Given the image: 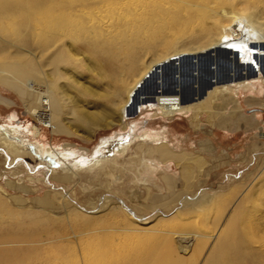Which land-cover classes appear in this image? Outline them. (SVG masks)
Listing matches in <instances>:
<instances>
[{
	"label": "rangeland",
	"instance_id": "obj_1",
	"mask_svg": "<svg viewBox=\"0 0 264 264\" xmlns=\"http://www.w3.org/2000/svg\"><path fill=\"white\" fill-rule=\"evenodd\" d=\"M14 22L19 26L21 20L16 18ZM121 29L112 33L113 38L106 37L105 51L99 53L97 62L93 61L100 72L87 71L91 62L85 55L83 59L79 56L81 63L73 69L65 67L73 73L66 72L65 79L57 81L63 90L59 97L43 83L50 79L47 68L43 69L45 80L28 88L11 79L0 81V138L21 140L17 146L23 151L12 157L0 148L1 227L11 226V230L31 235L39 231L41 238L49 231L67 239L53 251L54 255L46 253L49 249L5 260L11 259V264L13 260V264L74 263L80 241L69 237L89 229L103 231L100 235L94 233L97 236L124 237V241L133 242L135 247L130 253L114 256L121 264H130L137 258L147 264L153 255L162 258V264H202L208 256L209 244L193 253L194 258L183 256L178 262L173 254L167 255L158 246V233L130 235L116 231L134 227L129 221L133 220L146 222V227L161 230V234L219 236L221 246L209 257L208 264H247L240 262L238 253L246 246L245 241H252L255 250L264 252V62L260 67L262 78L252 83L254 90L235 87L230 94L201 97L185 103L187 109L173 117H165L159 101L153 99L155 77L145 87L146 103L141 98L137 111L119 120L116 109L110 110L105 104L95 109L89 102L90 94L81 95L79 87L103 92L101 95L105 96L117 86V72L128 66L143 46L136 45L129 39V31L127 34L126 29ZM247 36L243 34L239 39ZM232 41L225 40L222 47ZM183 58L180 68L189 72L193 68L192 56ZM226 61L218 64L219 78L226 79L230 74L231 65ZM209 64L210 59L204 56L201 66L206 68ZM169 69L168 66L162 72L166 87L156 93L168 100L165 95L171 86ZM47 91L48 104L44 105L35 94ZM180 96L185 100L184 94ZM73 111L83 119L78 120ZM93 113L101 117L86 120L85 115ZM95 123L99 125L93 126ZM14 127L21 130L16 139L7 133ZM104 140H112L114 148L123 143L122 151L116 156L109 151L105 154L107 161L97 167H81V159H92L93 150ZM36 147L55 158L53 167L46 156L35 152ZM154 149L178 156L175 162L157 164ZM148 161H152L154 170L148 168ZM210 199L213 205L208 203ZM141 253L146 254L139 256ZM148 254L153 255L149 258Z\"/></svg>",
	"mask_w": 264,
	"mask_h": 264
},
{
	"label": "bare ground",
	"instance_id": "obj_2",
	"mask_svg": "<svg viewBox=\"0 0 264 264\" xmlns=\"http://www.w3.org/2000/svg\"><path fill=\"white\" fill-rule=\"evenodd\" d=\"M14 17L21 20L19 26H17L18 23H13L16 19ZM121 28L126 29L127 34L129 31V39L136 45L143 46L138 53L136 52L137 55L134 54L133 59L131 57L132 60L128 66L117 72V86L105 96L101 95L102 91L100 94L84 86L79 87L81 95L90 94L92 100L90 99L89 102L95 109L104 104L109 106L110 110L116 109L119 120L128 116L126 113L129 107L135 113L141 98L146 103L147 98L144 95L147 94L148 91L145 92L147 89L145 88L144 92L139 94L137 86H141L149 74L155 72L156 79L152 87L155 91L166 87V78H163L162 72L168 66L170 67L168 72L171 80L170 91L173 92L165 95L169 97V100L158 96L157 92L153 97L159 101L165 117H173L174 113L187 109L185 103H191L201 97L203 99L211 95L217 97L230 94L235 87L243 91L254 90L252 83L263 76L260 67L264 62V0H0V81L11 79L28 88L36 82L45 80L46 75H43V69L47 68L50 72L47 78L50 79L43 83L48 88L47 90L59 97L63 94V90L57 81L64 78V73H73L65 67L73 69V66L81 63L79 56L83 59L85 55L91 62L87 71L92 73L96 69L99 70L94 66L93 61L97 62L99 53L102 50L105 51L107 46L103 48V44L108 42L107 38H113L112 33L119 29L122 30ZM243 34L248 36L243 40L239 39ZM229 38L234 40L233 43L223 48V42ZM100 39H102L101 42H98ZM151 40L153 41L149 42ZM188 55L192 56L191 66L193 68H190L189 72H183L180 68L181 62L183 57ZM204 56L210 59V64L206 68L201 66V59ZM226 60L231 65L228 68L230 74L226 79L219 78L218 64L226 63ZM178 67L180 68L179 73ZM136 69L137 72H135ZM238 70L242 72L239 74ZM79 76L82 78L81 74ZM101 76L107 77L106 74H101ZM109 76L113 75L109 74ZM206 78L209 79L208 83L205 81ZM192 79L194 85H190L184 93L185 99L189 98V100L183 102L177 91ZM95 81L97 83L99 80ZM47 93L48 91L44 94L36 93L35 96L40 103L47 105L49 98ZM193 95L196 98H193ZM149 104L153 105L150 102ZM73 113L78 120L83 119L81 114L76 111ZM100 117L98 113L85 115L86 120L91 121L94 120L93 118ZM95 125L99 124L95 123L93 126ZM7 133L10 138L16 139L19 138L21 130L17 127L9 128ZM20 141L0 138V148L5 154L15 157L16 153L23 152L17 146ZM111 143L112 140H104L97 144L93 150L95 154L91 157L92 159H81V167H97L98 164L107 161L105 154L109 151L113 156L122 151L123 143L115 148ZM35 152L40 156H46V161L49 164L52 163L50 166H54L51 154L41 153L38 147ZM154 153L157 154V164L175 162V157L178 156L162 149H154ZM163 159L165 160L162 161ZM110 162H113V159ZM148 163V168L154 170L155 166L152 161ZM213 197H211L212 200ZM211 202L210 199L208 203L213 205L214 202L213 204ZM129 221L134 227L116 229V231H125L130 235L158 233L161 245H157L162 246L160 248L167 252V255L173 254L178 262L182 261L183 256L194 258L195 256H191L193 253L200 251L203 245L209 244L210 251L202 263L208 264L209 257L211 258L221 246L219 236L170 232L161 234V230L156 231L151 227H146V222L144 224V222ZM2 227L0 223V264H11V259L9 262L5 258H13L22 253L29 255L50 249L51 251L46 253L54 255L53 251L59 249L64 241L67 242L65 235L62 237L59 233L52 234L48 231L49 234L41 238L39 231L31 235L19 229L11 230V226L8 228L5 226V229ZM96 232L100 235L103 231L89 229L69 237L70 239L78 238L80 241L75 253L76 262L71 264H121L118 260H114L116 255L123 252L130 253V250L135 247L133 242L124 241V237L123 240L111 239V237L94 235ZM253 244L252 241L243 243L245 248L242 247V250L238 252L240 256L237 254L240 262L264 264V252L261 249L255 250ZM24 245L26 248H22ZM145 254L141 253L139 256H145ZM148 255L146 256L150 258L153 254ZM161 259L153 255V259H149L151 261L147 264H162L161 261L164 260ZM129 263L144 264L140 258L130 260Z\"/></svg>",
	"mask_w": 264,
	"mask_h": 264
},
{
	"label": "water",
	"instance_id": "obj_3",
	"mask_svg": "<svg viewBox=\"0 0 264 264\" xmlns=\"http://www.w3.org/2000/svg\"><path fill=\"white\" fill-rule=\"evenodd\" d=\"M153 78H155V72H153L152 74H149V76H147L146 78H145V82H143V84H141V86H137V89H138V93L139 94H141V93H143L144 92V89H145V87H146V85L153 79ZM208 78H206V83H208ZM190 85H194V80L192 79L190 82H188V83H186L181 89H179V91H177L178 92V95H179V97L181 98V93L182 94H184L186 91H187V89L190 87ZM154 92H157V91H154ZM168 92H173V91H167L166 93H168ZM166 93H163V94H166ZM193 94V92L191 93V95ZM190 95V96H191ZM193 98H196V97H194V95H193ZM189 100V98L188 99H185V100H182L183 102H187ZM134 112V110L131 108V107H129L128 109H127V115L128 114H132ZM130 115H128V116H130Z\"/></svg>",
	"mask_w": 264,
	"mask_h": 264
}]
</instances>
